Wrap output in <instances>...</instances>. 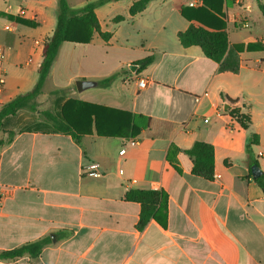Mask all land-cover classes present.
I'll return each mask as SVG.
<instances>
[{
  "label": "crops",
  "instance_id": "0c3cea01",
  "mask_svg": "<svg viewBox=\"0 0 264 264\" xmlns=\"http://www.w3.org/2000/svg\"><path fill=\"white\" fill-rule=\"evenodd\" d=\"M137 1L96 9L108 41L96 33L89 44L60 46L40 95L56 101L41 111L87 104L72 117L79 141L43 121L23 129L15 120L24 112L0 132V252L53 241L35 260L0 264H264V193L247 159L257 135L253 156L264 172V0H224L222 28L231 46L243 48L238 72H222L199 46L181 44L178 34L199 24L202 0H154L132 17ZM52 2L31 7L28 0H0L6 15L0 17V76L6 77L0 105L35 85L43 45L57 25L47 13ZM203 20L220 26L208 15ZM150 56L153 62L140 71L137 62ZM113 75L110 85L100 84ZM140 78L148 81L145 89ZM77 81L98 85L52 95ZM233 108L251 117L247 129L231 116ZM196 143L214 148L212 179L191 170L186 152ZM136 189L166 194V227L151 219L137 229L141 205L126 200Z\"/></svg>",
  "mask_w": 264,
  "mask_h": 264
},
{
  "label": "trees",
  "instance_id": "16d2710c",
  "mask_svg": "<svg viewBox=\"0 0 264 264\" xmlns=\"http://www.w3.org/2000/svg\"><path fill=\"white\" fill-rule=\"evenodd\" d=\"M123 0H96L89 2L80 8H73L67 0H58L57 25L52 35L43 45L42 62L38 69V79L33 88L24 94H20L11 101L0 105V132L3 131L6 120L9 117L16 116L19 112L35 114L39 121L50 125L55 133H61L71 136L75 141H79L82 133L72 121L74 113L80 114L82 109L88 106L79 101H69L60 110L55 113L53 110H39L38 98L43 93V88L50 74L53 63L58 55L60 46L64 42L89 44L97 33L104 41H108L111 34L104 33L96 14V9L110 2H119ZM154 0H139L135 2L130 9V16L134 17L142 13L148 4ZM203 7L196 10L195 16L199 24L191 23L190 27L178 34L179 40L184 47L199 46L205 56L220 65V71L238 72L240 67L239 53L241 47L231 46L228 33L222 28L223 24L219 16H223L222 9L224 0H202ZM260 11L264 15V6L259 5ZM181 14L190 21L187 11L182 9ZM202 15V16H201ZM203 15H208L212 20H219L218 28H213L203 20ZM0 12V17H5ZM8 18H12L8 16ZM194 18V19H195ZM18 20V19H17ZM123 17H117L115 22H120ZM18 22L33 26L34 23L18 20ZM249 49V48H248ZM153 62V57H148L137 62L140 65V71L144 70ZM139 71V72H140ZM116 78L113 75L100 82L102 86H108ZM83 81H77L72 87L54 91L52 95L60 97L72 89L83 90ZM231 116L247 129L251 123L249 115H243L238 109L229 110ZM15 134L10 133L7 143H11ZM257 135L252 136L247 144V159L250 167L259 166L253 156L252 147L258 144ZM192 159V172L201 177L212 179L214 171V148L206 143H196L194 147L186 152ZM264 193V172L254 179ZM126 200L136 202L141 205L140 220L137 224L138 230H143L151 219L157 220L163 227L167 225V196L162 191L156 190H130L126 194ZM162 214V215H161ZM64 236V233L61 234ZM53 243L51 237H45L34 242L26 243L17 248L0 252V261L16 260L29 256L32 260L39 257L42 250Z\"/></svg>",
  "mask_w": 264,
  "mask_h": 264
},
{
  "label": "rangeland",
  "instance_id": "374dc122",
  "mask_svg": "<svg viewBox=\"0 0 264 264\" xmlns=\"http://www.w3.org/2000/svg\"><path fill=\"white\" fill-rule=\"evenodd\" d=\"M23 0H12V2H22ZM27 1V0H26ZM52 6H49L47 9V13L49 16L54 15L55 18L57 19V15H58V0H52ZM71 6H78L80 4L86 3V2H93L94 0H67ZM29 4L31 7H40L42 6V4H45L47 2H51V0H28ZM1 77V76H0ZM3 78L6 80V77L3 76ZM51 85L48 84L47 88L44 90L46 95L48 94L49 90H51L50 88ZM66 95V94H64ZM43 96H39L38 101L41 100ZM56 101V100H55ZM54 97L53 96H48L45 97L41 100V102L39 103V109L40 111L45 109L47 107V105L49 104L50 106H52L54 104ZM25 117H30V120L25 122ZM37 115L35 114H30L27 112H24L22 114H20L17 118H16V122L17 123H22V128L23 129H38L40 128V126L42 125L41 122L42 121H38L37 120ZM39 119V117H38ZM12 123H14V119L13 118H8L5 122L4 125V130L10 129L12 128ZM3 136V132L0 133V137Z\"/></svg>",
  "mask_w": 264,
  "mask_h": 264
},
{
  "label": "built area",
  "instance_id": "2783aa9c",
  "mask_svg": "<svg viewBox=\"0 0 264 264\" xmlns=\"http://www.w3.org/2000/svg\"><path fill=\"white\" fill-rule=\"evenodd\" d=\"M20 13L22 15H24L25 14V10L22 9ZM5 29L6 30H11V28L9 26H5ZM4 54H5V49L3 47H0V59H3ZM4 84H5V79L3 78V75H2L1 78H0V87H3ZM147 84H148V81H147L146 78H140L138 80V86H139L140 89H145L147 87ZM0 93H1V91H0ZM205 122L207 123L208 120H205ZM136 144L137 143L134 142V141L131 142V145H133V146L136 145ZM218 177H220V176H218Z\"/></svg>",
  "mask_w": 264,
  "mask_h": 264
},
{
  "label": "water",
  "instance_id": "95a60500",
  "mask_svg": "<svg viewBox=\"0 0 264 264\" xmlns=\"http://www.w3.org/2000/svg\"><path fill=\"white\" fill-rule=\"evenodd\" d=\"M130 68L131 69L135 68V70H136L138 68V66L137 65H131ZM82 85H83V89H89V88L97 86L98 83H96L94 81H83ZM252 173H253L254 178H257L258 176H260L261 171H260V169L257 166H254L252 168Z\"/></svg>",
  "mask_w": 264,
  "mask_h": 264
}]
</instances>
